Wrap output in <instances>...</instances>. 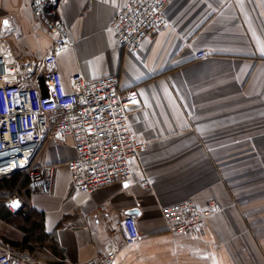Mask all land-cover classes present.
<instances>
[{"label": "crops", "instance_id": "crops-1", "mask_svg": "<svg viewBox=\"0 0 264 264\" xmlns=\"http://www.w3.org/2000/svg\"><path fill=\"white\" fill-rule=\"evenodd\" d=\"M38 1L0 0V56L41 84L37 61L56 35L47 19L58 18L71 40L57 57L64 86L79 70L91 79L116 74L121 90L136 88L141 105L129 125L145 147L131 180L84 192L66 167L72 140H46L30 160L44 186L24 171L0 176V251L16 248L41 264H86L110 246L113 259L103 264H264V185L248 184L233 200L231 153L243 146L246 176L255 168L263 183L264 0H169L167 24L135 53L108 26L128 0H56L55 16L48 0ZM199 50L207 55L196 57ZM11 197L20 209L6 205ZM209 199L217 207L200 229L177 234L163 221L164 205ZM126 215L137 227L129 243Z\"/></svg>", "mask_w": 264, "mask_h": 264}, {"label": "built area", "instance_id": "built-area-1", "mask_svg": "<svg viewBox=\"0 0 264 264\" xmlns=\"http://www.w3.org/2000/svg\"><path fill=\"white\" fill-rule=\"evenodd\" d=\"M42 1H38L41 6L46 4ZM168 1L128 0L109 21L117 43L135 53L143 38H150L167 24ZM55 5L56 1L47 6L49 14H55ZM47 27L56 35L49 51L37 61L36 67L43 73L41 84L27 83V67L16 69V64L0 56V176L20 170L27 174L32 186H44L43 171L31 167L30 160L46 140L62 142L70 138L76 152L66 161L71 186L89 192L115 181L131 180L135 173L133 162L145 147L129 125V111L141 105L136 88L121 90L116 74L91 79L79 70L71 74L69 86L65 87L57 57L71 45V40L58 18L47 19ZM206 55V50L196 52L199 58ZM147 181L141 178V183ZM5 203L11 210L20 209L22 204L14 197ZM216 205L214 199L202 204L185 200L164 205L161 216L178 234L202 228ZM121 234L127 243L137 236L132 215L122 219ZM114 249L115 246L108 247L103 258L86 264L110 263ZM0 264L41 263L31 254L9 248L0 251Z\"/></svg>", "mask_w": 264, "mask_h": 264}, {"label": "rangeland", "instance_id": "rangeland-1", "mask_svg": "<svg viewBox=\"0 0 264 264\" xmlns=\"http://www.w3.org/2000/svg\"><path fill=\"white\" fill-rule=\"evenodd\" d=\"M56 0H48L46 1L47 4H52ZM232 192L233 196L232 199L236 201H240L243 199V190L246 188L248 184L250 185H256V184H262L259 182L258 179L259 176H256L255 168L251 169L252 174L255 175V177L251 174L249 177L246 176V173H248L249 170H246V167L243 165V157H241L240 153H243V146L241 145H233L232 146ZM258 177V178H257Z\"/></svg>", "mask_w": 264, "mask_h": 264}, {"label": "water", "instance_id": "water-1", "mask_svg": "<svg viewBox=\"0 0 264 264\" xmlns=\"http://www.w3.org/2000/svg\"><path fill=\"white\" fill-rule=\"evenodd\" d=\"M132 212H134V210H129V211H128V213H132Z\"/></svg>", "mask_w": 264, "mask_h": 264}, {"label": "trees", "instance_id": "trees-1", "mask_svg": "<svg viewBox=\"0 0 264 264\" xmlns=\"http://www.w3.org/2000/svg\"><path fill=\"white\" fill-rule=\"evenodd\" d=\"M18 171H20V170H18Z\"/></svg>", "mask_w": 264, "mask_h": 264}, {"label": "bare ground", "instance_id": "bare-ground-1", "mask_svg": "<svg viewBox=\"0 0 264 264\" xmlns=\"http://www.w3.org/2000/svg\"><path fill=\"white\" fill-rule=\"evenodd\" d=\"M44 1V0H43Z\"/></svg>", "mask_w": 264, "mask_h": 264}]
</instances>
